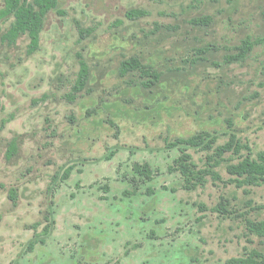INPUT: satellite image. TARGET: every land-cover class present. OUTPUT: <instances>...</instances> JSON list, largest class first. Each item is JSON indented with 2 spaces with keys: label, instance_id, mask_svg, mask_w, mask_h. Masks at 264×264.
Here are the masks:
<instances>
[{
  "label": "rangeland",
  "instance_id": "1",
  "mask_svg": "<svg viewBox=\"0 0 264 264\" xmlns=\"http://www.w3.org/2000/svg\"><path fill=\"white\" fill-rule=\"evenodd\" d=\"M12 22L0 19V264H227L264 252L248 225L264 222V184L230 182L227 161L220 179L186 188L167 147L208 131L216 144L234 134L243 155L264 151V0H57L32 53L27 34L2 39ZM132 58L148 71L121 74ZM187 152L195 170L212 154ZM145 163L149 177L134 167Z\"/></svg>",
  "mask_w": 264,
  "mask_h": 264
},
{
  "label": "trees",
  "instance_id": "2",
  "mask_svg": "<svg viewBox=\"0 0 264 264\" xmlns=\"http://www.w3.org/2000/svg\"><path fill=\"white\" fill-rule=\"evenodd\" d=\"M56 6L57 0H4L0 8V19L12 17L13 22L9 29L2 35V39L15 41L19 35L27 34L29 37L28 52H34L39 46V32L43 26L45 16L50 10L56 8ZM144 13L143 10H130L126 15L129 18H134ZM247 49L243 48V51ZM80 65L81 68L77 84L73 88L74 92L80 91L82 83L87 77V66L85 62L81 60ZM120 67L121 74H125L136 68H143L145 72L149 69V67L146 68L138 60L133 58L122 62ZM154 79L157 80L158 76L154 75ZM75 96L76 94L72 93L70 99H74ZM217 138L218 136L215 133L202 131L187 138H175L167 143L168 148H175L180 153L175 160L177 166L171 169H177L185 178L186 188L205 185L206 175H210L212 179H220L215 168L222 162L227 161L226 170L231 175V178H229L230 182L238 186L264 184V151L257 152L255 156L251 152L243 155L241 154V149L246 148L249 151V146L240 144L234 134H231L224 144H216ZM16 146L15 140L12 139L7 150L8 158L15 154ZM189 149L212 152L211 155H207V166L205 168L195 170V165L191 163V155L187 152ZM225 153L231 154L228 159L225 157ZM134 167L137 172L149 177L151 171L148 164H135ZM68 173L69 171L66 170L62 177L66 178ZM216 209L219 212H227V208L222 202H219ZM46 219L49 221L48 217ZM248 225L250 231L253 230V232L255 231L259 235H264V222L256 223L248 221ZM49 229V224L47 223L43 232L47 234ZM36 241H43V239L31 240L27 245V251L33 249ZM227 264H264V252L252 250L245 257L230 258Z\"/></svg>",
  "mask_w": 264,
  "mask_h": 264
}]
</instances>
